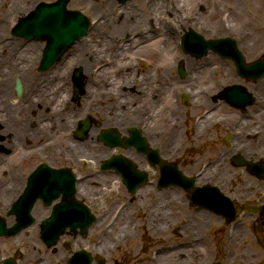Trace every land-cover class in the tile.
Returning <instances> with one entry per match:
<instances>
[{
  "label": "flooded vegetation",
  "instance_id": "af4514ba",
  "mask_svg": "<svg viewBox=\"0 0 264 264\" xmlns=\"http://www.w3.org/2000/svg\"><path fill=\"white\" fill-rule=\"evenodd\" d=\"M141 1L142 0H0V64L2 67L5 65H10L12 67L26 66L29 71L35 65L36 58L38 60L40 57L42 41L40 39H26L25 37H21L16 34L14 28L19 23V21L40 19L42 17L41 12L43 8L56 7L59 3H62L64 5V7H62L64 15H68L72 11L82 12L91 22V25L88 29L89 33L91 28H93L100 19L102 21L105 16L108 15L109 17L115 16V20L117 22L119 18H122V15L124 16V11H128L130 13L128 18L129 20H132L134 15H140L143 19L144 3H141ZM150 1L151 0H149V3ZM197 5V10L200 14L207 15L210 13V11H213L212 13H215L216 17L221 20H226L229 15L234 14L233 10H237V13L247 21L244 27L249 30L248 35L243 34L236 37L231 32L227 33L226 35L234 39L241 56L236 57L235 55H230V57L226 58L227 60L221 59L226 60L225 64L229 68L227 75L228 83H226L224 86H221L220 84L222 81L220 80L221 82L217 84L218 89L216 88L215 92L213 93V102L210 106L211 109L199 113L195 117L194 124H192L191 128L190 124H187L183 132L184 136H180L181 140L179 141L178 145L175 148L168 147L165 150V153L162 150V147L164 146H161L158 143V136H156L154 139V135H147L144 133V129L146 127L145 122H142L143 124L141 125H139L141 123L139 122L138 124L136 123V125L129 126L124 125L125 123L121 124L119 122L116 127H111L117 130L122 143H128L129 140H133L132 145L129 147H123L120 145L116 146L119 151L114 152V157H117L125 164H133V183L137 180L138 171H140L142 176L145 178L144 183L138 185L132 191L128 190L123 185V190L125 193L129 195L132 194L135 197H137V195L140 193L145 194L147 192L149 194V192L154 188L152 185L153 180H151V174L149 173L151 167L158 171L156 172L155 190H157V192L164 190V187H160L159 167L154 163V157L149 154L150 150L154 149L157 150L159 158L176 166L178 171L183 176L188 177V179L191 180L189 183L185 184V187L182 185L178 186L177 190L179 194L177 195V200H165V204H171V201H177V204L180 205L179 207L183 208H178L177 211L179 213L178 215L180 222L183 221L186 223L182 226H175L171 228V234H180V236L182 235L180 231L183 227L186 228L185 226H189L188 229H190L193 228V224L200 226L198 218L194 216L196 215V212L204 210L201 212L207 214L208 217L213 214L205 207L199 206L197 203L211 202V192L209 190H204L203 196H200V198H196L195 195L197 192L196 188L198 189L203 186L215 185L214 181L216 180L209 175L206 180L201 181V177L204 175L203 173L205 169L212 166L214 161H211V159L207 160V152L210 150L207 145L200 144L195 140V134H205L212 126L211 125L204 131H201L195 127V125L200 122L202 115L208 114L210 111H215L216 117L212 124L216 123L217 121L222 125V127H225L227 131L226 135L228 137V147H231L229 142L231 143V139L234 136V131L239 132L238 136L242 135L243 141H250L248 136L250 134H244V131L242 130H245L249 127L244 128L241 124V122L246 121L250 125L251 122L248 120V117L250 116L255 118L260 113L258 119L260 120V124H257V122L254 123L258 128H255L254 131H259L260 133V127L262 128V131L264 130V104L261 103L262 98H264V87H260V84L264 82V74L255 77L262 72V67H264V0H206L205 4L200 2ZM107 6L109 7L107 8ZM117 8H120L118 12ZM131 14H133V16ZM89 17H92L93 20L89 19ZM106 28L107 27L99 29L98 31H100L102 35H106L110 30L109 27L108 29ZM152 30L153 28L151 29L150 27L148 30H141V33H131L130 31H127L126 34H124V39L128 40L140 37L137 39L138 43L146 44V39H148L147 37L149 35L152 36ZM240 42L243 47L239 46ZM131 47L133 49V44H131ZM24 53H27L28 56L23 57L22 55ZM23 58H27V60H23ZM219 59H216L217 63L220 61ZM131 61L132 60H130V64L132 63ZM250 66H254L256 69L250 71L245 69L246 67ZM19 73L22 74L23 78H27L25 76L28 75V71H21ZM217 75L220 76L221 73L219 72ZM17 76H19L18 73ZM8 78L9 77L5 79L2 78L3 85L7 83L6 81H8ZM19 78L23 84V78ZM33 78V81H35L38 79V76H34ZM223 89H226V98L224 99L220 95ZM5 96H10L9 89L5 88ZM249 100L252 101L251 104L247 103ZM6 135H8V133L6 132L5 123L1 118L0 154H5L4 152L7 151L6 147L3 145ZM253 135L254 134H252V136ZM209 137L212 139L213 134L209 133ZM261 138L262 140H260V138L259 140L264 142V132ZM220 139H222L221 141L223 142V138ZM98 140L104 145V148L110 149V147L101 141L100 137H98ZM215 140L212 139V145L214 143L213 141ZM155 145L160 146L159 151L157 148L153 147ZM111 154L112 153H110L108 156H111ZM108 156L99 162V170H101L100 172L102 173L108 172L114 175V180L120 181L122 178L121 173H117V171L111 168L105 169L102 167L103 162L108 158ZM230 157L231 156L227 155V152H224V154L223 152L219 153L220 160L223 158L229 159ZM201 160L206 161L202 162L200 164V166H202L200 167L199 162ZM0 162L3 161L1 160ZM140 164H143L144 167ZM119 170H121V168ZM19 175L21 176V173ZM22 176L23 179L26 180L29 174H24ZM108 191L112 192L110 189H108ZM163 192H167L168 196L170 197L172 196L170 188H166ZM2 194L3 193H1L0 189V196H2ZM102 196L105 195L101 194V190L99 189L92 190L90 193L86 192L82 195H78L76 193L75 195L76 199L80 203L85 204L89 208L91 214L94 216V221L84 233H80L79 231L75 233L70 229L68 221L70 216L67 212L58 214L56 216V219L52 221L53 224H50L52 227L50 232L43 230V221L53 212L55 207L54 205L58 202V200H55L50 206H45L41 202H37L31 208L30 220L26 214H19L13 211L15 208V206H13V201L15 198L10 202L9 199L0 197V264H87L86 257L90 258L89 264H102L103 262L99 263L98 260L101 254H98L94 251V246L99 241L97 239V232L104 230V226L111 228L117 222L124 224V221H117L114 225L112 224L123 206L127 208L125 219H127L130 211V206L123 205L116 212V210H113L115 204L108 206L107 209H101ZM130 201L127 200V202L130 204L134 203L133 197L130 198ZM155 204L156 206H161L163 203L160 200V202H156ZM183 206L189 209L192 208V212L189 209H184ZM153 209L154 208H150V210H152L151 212H153ZM45 210H47V212H45ZM95 210L96 213L94 212ZM164 210L162 212H164ZM110 211L114 212L113 216ZM106 212L107 214L111 213L112 216H108V220H105L107 215L105 216L104 214H106ZM192 213L195 214L192 215ZM149 217H152V215ZM130 220L131 218H129L127 222L129 223ZM156 220L158 224L161 225L162 229H164L166 225L169 224L167 218L166 220L163 218L162 221L161 215L159 214L156 216ZM58 225L66 226L65 230L59 235L57 229ZM134 226L135 223L133 222V227ZM145 227L147 231L150 229L147 228V226ZM135 229L136 227L130 231V246L126 247L125 250L121 251L119 255L114 257L115 264H165V246H163L162 252L160 250L156 252V255L162 256L159 263L156 261V259H154V255L151 257L149 252L151 251L150 249L152 248V245H150V248L145 244L140 247L137 246V248L135 244L133 246L131 245L133 237H137ZM194 233V230H191L188 235L190 237L193 236L192 242H197V239L194 238ZM93 237H95V242L91 247ZM129 238L124 237V239ZM184 243L185 242H181L180 244H175V246L180 248ZM225 245L226 244L224 243L223 249ZM187 246V249L189 248L190 250L183 248L185 252H179L177 261H194V259L197 257L198 250L196 249V245L187 243ZM81 251H84V253L78 254L76 260H74L75 253ZM187 254L189 255V259L187 258Z\"/></svg>",
  "mask_w": 264,
  "mask_h": 264
},
{
  "label": "bare ground",
  "instance_id": "6f19581e",
  "mask_svg": "<svg viewBox=\"0 0 264 264\" xmlns=\"http://www.w3.org/2000/svg\"><path fill=\"white\" fill-rule=\"evenodd\" d=\"M151 1L150 3L149 0L141 1V3H144L143 19L140 15L133 16V14H131L133 19L129 20L128 18L130 13L128 11H124V16L122 15V18H119L117 22L115 20V16H105V18L103 17L104 19L102 18V21L100 19L93 27L94 31H91L95 33L96 37L104 36L98 30L109 27L110 30L107 34L111 35L116 32V38H120L124 37V34H126L127 31H130L131 33H141V30H148L151 27V29L153 28L152 36L149 35L147 37L148 39H146V44L138 43L137 39L140 37L128 40L122 39V41L120 39L109 41L107 40V37H102L101 40H98L95 37V40L92 43H96L95 41L101 42V46L99 48L100 50H94L90 47L85 49L84 44H86L87 39H84L82 40L83 46H80V50L78 51L75 49V42V44L62 54L61 58L55 63L53 67L54 69L48 70L44 74L46 79H43V75L36 79L39 81L38 85L36 86V83H34L33 88L31 89L32 91L30 90L22 100V102L27 103L28 106H17L14 107V109H6L7 116H5V128L7 127L6 132L8 135H6L3 142V145L7 150L4 153H9V156L12 155V157H32L36 155L38 151L43 149H52L50 153L53 154V152L57 150L56 147L60 145L59 150H66V152L70 154L71 158H75V156H77L76 154H80V158L86 157L87 159H95L100 155L97 158V160H99L107 157L111 153V150L100 147L93 140V137L96 136L101 129L113 126L116 127L119 122L121 124L125 123L124 125L127 126L136 125V123L138 124L139 122H145L146 127L144 129V133L147 135H154V139L158 133V136L161 138L163 131L160 130L156 123L163 121L164 117L167 119L170 129L168 127L166 128L165 132L167 133V138L163 144L164 147H162V150L165 153V150L168 147L175 148L178 145L181 138L176 128L179 124H174L175 122H173V118L164 114V111L167 110L169 114H172V117L174 116L173 114L177 113V107L172 100L174 92L172 91L170 96L168 93L171 89H178L180 92H186L189 99H192V103L194 105L201 103L204 104L206 102L211 106L212 103L209 100V96L212 95L217 88L216 81L211 79V75H213L212 70L215 68L217 69V73H221L219 76V79L222 81L220 85L224 86L228 83L227 75L229 68L226 66L225 61H219L216 66H213V61L216 59L209 53L198 63H194V70L191 72L192 79L188 82L193 85L185 83L189 90H187V88H183L179 83V85H177V83L173 82L169 76V72H171L169 59L179 56L173 35L175 33L179 34L180 32H176L175 28H179V31L182 32L188 30L189 28L196 27V29L201 31L203 35H206L208 38L217 36L215 35L216 33H220V36H226L227 34L225 33L229 32L238 37L243 34L248 35L249 30L244 27L247 21L237 13V10H233L234 14L229 15L226 20L217 18L215 13H212L213 11H210V13L205 16L199 14L200 17L198 19L196 14L188 11V7H186L184 0ZM173 3L177 4L176 8L171 7V4L173 5ZM108 7L109 6H107V8ZM117 9L118 12L120 8ZM169 12H172L170 19L166 17V14ZM188 19L191 20L188 21ZM213 19H215V22H212ZM168 25L170 26L166 27ZM167 28H170V32ZM88 35L89 33L86 37H89ZM113 44H115L117 48L107 51ZM131 44H133V49ZM239 46L243 47L241 42L239 43ZM71 49H73L72 52H70ZM105 51L109 52L110 56H108L107 53H102ZM148 51L156 58V61L152 63V66L148 70L141 72L136 69L135 75H132V72L129 73L130 68L133 67L131 64L129 66L130 59L132 58L137 60L142 54L148 53ZM26 54L27 53H24L22 56L26 57ZM85 54L92 55L91 60L94 61L92 65L84 57ZM65 55L72 56L73 59L71 61L77 60L78 62H71L69 66L61 69V66L65 63V61L61 63V60ZM23 60H27V58H23ZM105 61L107 62L106 64ZM192 63L193 62L190 61L189 64L188 61L190 69ZM78 65L83 68H85V66L89 68H98V71L93 74V79L90 80L92 87L89 86L87 89L88 80L85 83V89L88 91H84L82 99L86 101H83L86 108H82L79 113H77L79 109L76 106H73L68 98L70 91L68 76L71 69ZM21 71L29 70L26 66L12 67L10 65H5L2 67L0 64V104H4L3 99L6 88V86L2 84V80ZM47 81L50 82L49 86L46 85ZM260 87H264V82L260 84ZM100 102H104L106 105L105 111L107 112V115L104 117L105 119L100 122L99 127L92 128L89 131L90 137H88V139L83 143V147L80 143L74 144V141L70 138V134L76 121L86 114H90L95 117L94 111L89 108L90 105H96ZM261 103L264 104V98H262ZM19 104L20 103H18V105ZM146 106H151L154 109V113L151 117V123L150 120L148 121V118H146L149 113V109L146 108ZM34 110L36 112L32 118V113L30 112H34ZM45 111H47L49 115L44 114ZM259 116L260 113L255 118L252 116L248 117V120H250V122H257V124H260V120H258ZM215 117V111H210L208 114L202 115L200 122L196 124L195 127L204 131L212 125ZM1 118L2 117L0 115V119ZM241 124L244 128L249 127V123L246 121L241 122ZM242 130L244 131V134H248L250 131L249 128ZM13 133L14 135L12 136V139L11 134ZM48 134H50V136H48ZM238 134V131H234V136L231 139L232 147L228 150L227 155L230 156L238 153L248 160H264V147L262 145L264 142L260 141L262 140L261 137L263 134L259 136L260 140L256 143H253L251 141L252 139H250V143L246 140L243 141L242 135L238 136ZM22 138H25V141L28 144L24 148L23 146L18 147L22 145ZM15 143L17 145L16 148ZM2 155L3 154H0V160L3 158ZM45 157L51 159V155H46ZM224 160V158L222 160H214V165L212 164V166L205 169L203 173L204 175L201 177V181L206 180V178L210 175L212 178H215L218 183L225 184L226 181L223 179L225 173H222L221 170V165L224 164ZM90 174L92 175L83 179L80 183H78L77 180L76 188L78 195H82L86 192L90 193V191L97 189L101 190V194L105 195L108 189L113 187L112 182L115 181L114 175L108 172L102 173L100 171H94ZM4 179H7V177L2 176L0 172V183H2ZM8 182H4L6 187H9ZM11 188L12 189L10 191H14V189L17 190L13 194L14 199L20 191V187L14 184ZM4 190L6 193L9 192L7 188ZM1 193L3 192L1 191ZM126 210L127 208L123 206L112 223L114 225L117 221H124V224H121L122 230H124L127 226L130 228L129 223L127 222L128 219H125ZM45 212H47V210H45ZM104 215L106 216L107 212ZM105 232V230L97 232V239L99 241L94 246V251L98 254H102V246L106 247L116 245L115 241H112L109 237L105 236ZM123 235L124 237L129 238L130 230L123 232ZM238 235H240L239 227H235L229 238L231 241L234 239L233 243H235V239L238 238ZM161 257L162 256L160 255H155L154 259H156L157 262H160Z\"/></svg>",
  "mask_w": 264,
  "mask_h": 264
},
{
  "label": "rangeland",
  "instance_id": "374dc122",
  "mask_svg": "<svg viewBox=\"0 0 264 264\" xmlns=\"http://www.w3.org/2000/svg\"><path fill=\"white\" fill-rule=\"evenodd\" d=\"M184 1L186 3L185 4L186 7H188V11L196 14L199 19L200 13L197 10V6H198L197 4L200 2L202 4H205L206 0H193V1L184 0ZM171 7L176 8L177 4L173 3V5L171 4ZM170 15H172V12L167 13L166 17L170 19ZM201 15L203 16L204 14H201ZM89 19H92V17H89ZM189 20L191 19H188V21ZM214 20L215 19H213L212 22H215ZM169 26L170 25L166 27H169ZM192 28H195V31L203 35V33L199 31L198 29H196V27H192ZM93 29L94 28H91V31ZM106 29H108V27ZM167 30H169L170 32V28H167ZM175 30L176 32H180L179 34L175 33L173 35L174 37L172 36L174 38V41L176 42L175 45L178 50L179 56L169 59V67L171 68V72H169V76L173 82L177 83V85L180 84L183 88H187V90H189V88L186 86L185 83H188L189 80L192 79L191 72L194 70L193 68L194 63H198L200 60L203 59V57H205L209 53L213 55L215 59L220 58L219 59L220 61H226L227 59L219 56L216 52L210 49L207 51V53L204 56H201V57H196L192 54L185 52L181 44V40H182L181 38L183 37L185 31L181 32L179 31V28H175ZM91 31L89 32V35H88L89 37L85 36L86 38L83 37L76 42L75 49L79 51L80 46L81 47L83 46L82 40L87 39L86 44H84L85 49L90 47L94 50H100L99 48L101 46V42L95 41L96 43H92L94 42L96 36H95V33ZM115 33L111 35L106 34L104 36H99L96 38L98 40H101L102 37H107L108 38L107 40L109 41L110 40L113 41L115 39L125 40L124 37L116 38L117 35ZM219 34L220 33H216L215 35L217 36L215 37L208 38L206 35H203V37L205 39H214L217 37L224 36V35L220 36ZM43 47H44V42L42 41V50H43ZM115 48H117V46L113 44L112 47L107 51L114 50ZM42 50L40 52L39 59L37 60L36 58L35 65L30 69L31 72L28 71V75L25 76L27 78H23L22 74L18 73L19 77H21V79L23 78L22 79L23 93L21 96H16L13 90V80H14V77L17 76V73L10 75V77L8 78V81H6L7 83L4 84L6 86V89H9L10 91V96L8 97L4 96V99H3L4 104L3 103L0 104V115L3 121L5 122V124H6L5 116H7V111H6L7 108L9 110L12 108L14 109V107H17V106L19 107L25 106V105L28 106L27 103L22 102V100L23 98H25L27 93L33 88L34 83H36L35 84L36 86L38 85L39 81L38 80L33 81L34 79L33 77L34 76L40 77L41 75H43V79H46L44 77V74L48 70L54 69L53 67L55 63L52 66L46 67L45 69L39 68L40 63H41ZM72 50L73 49H71L70 52H72ZM107 51L102 52V53L103 54L107 53L108 56H110V53ZM27 56L28 54H26V57ZM84 57L86 58L87 61L91 63V65L94 63V61L91 60L92 55L85 54ZM72 59H73L72 56L65 55L61 60V63L65 61V63H63V65L61 66V69L69 66L71 62L72 63L78 62L77 60L71 61ZM221 59H226V60H221ZM130 60H132L131 66L133 65V67L132 68L129 67L130 68L129 73L132 72L131 74L135 75L136 69H138L140 72L148 70L152 66V63L156 61V58L154 55H152L151 52L149 53L148 51V53L142 54L140 58H138L137 60L132 59V58ZM181 60L184 62V70H185L184 75H180L178 71V64H179V61ZM188 61H189V64H190V61L193 62L191 65V69H190V65H188ZM186 63H187V66H186ZM216 63L217 61L214 60L213 66H216L217 65ZM105 64H106V61H105ZM100 65H104V64H100ZM129 66H130V61H129ZM78 68L81 69V72L84 76V81L86 82L88 80L87 89L89 88V86H91L90 80L93 79L92 78L93 74H95L98 71L97 67L89 68L85 66V68H83L80 65L74 66L71 69L69 76H68V79L70 82V91H69L68 98H69V101L73 104V106H76L79 109L77 113H79L82 108H86V105H84V102L86 101L82 99V95L84 94H81V95L79 94L77 95V97L74 94L75 83L72 77H73L75 69H78ZM212 72H213V75H211V79L213 81H216L217 84H219L221 81L219 79V76L217 75L218 74L217 69L214 68ZM49 84L50 82L47 81L46 85L49 86ZM189 85H193V84H189ZM87 89H85V91H88ZM172 91L174 92L172 95V100L177 107L176 109L177 113L173 114L174 116L172 117V114H169L167 110V111H164V114L168 117L170 116L171 118H173L172 120L173 122H175L174 124L176 125L179 124L176 130L179 136H184L183 132L185 130V126H187V124H190V128H191L192 124H194L195 117L199 113H202L205 110L211 109V107L206 102L204 104L201 103L198 105H194L192 103V99L191 100L189 99L188 94L184 91L180 92L178 89L176 90L171 89L170 92L168 93L169 96L172 94ZM184 94L187 97V100H188L187 102H183L182 100V97ZM212 98H213V94L209 96L211 103L213 102ZM18 103L20 104L18 105ZM105 108H106V105L104 102L97 103L96 105L92 104L90 105L89 109L94 111L95 117L90 114H86L79 120L85 119L87 118V116H90L92 120L91 122L92 128H95V127L97 128L100 122L103 121L105 119L104 117L107 115ZM146 108L149 109V113L147 114L146 118H148V121L150 120V123H151L152 121L151 117H152V114L154 113V109L151 106H146ZM35 112H36L35 110L34 112L32 111L30 112L32 113V118L34 117ZM44 114L49 115L47 111H45ZM79 120L76 121L75 126L70 134V138L72 141H74V144L80 143L81 146L83 147V143L88 139V137H90V132L83 139H77L74 136V132L77 130V124ZM167 122H168L167 119H165L164 117L163 121H159V123H156L159 126L160 130L163 131V135L161 136V138L160 136H158V133L156 134V136L159 137L160 141L158 140V143L161 146L165 143V140L167 138V133L165 132L166 128L168 127L170 129V126L168 125ZM141 124L143 123L141 122L139 125ZM30 126L33 127L32 125ZM256 126L257 125H255L253 122H251V124L249 125L250 135L248 136H249V139H252L251 141L253 143H256L257 141H259V136L263 134L264 132V130L262 131V128L259 126L260 133L252 136V134L254 133L253 129L255 128L258 129ZM209 133L213 134L212 139L214 140L216 139L215 141H213L214 142L213 145H212V139L209 137ZM226 133L227 131L225 127H222V125L216 121V123L212 124L211 128L208 129L205 134H199V133H197V135L195 134V137H196L195 140L198 141L200 144L207 145V147L210 149L207 152L208 154L207 160L211 159V161H213V160L219 159L218 158L219 153L223 152L224 154V152L225 153L228 152L227 150L228 145L224 144L221 141L222 139H220L226 136ZM13 135L14 133L11 134V137ZM48 136H50V134H48ZM97 136L98 135L93 137L94 142L98 144L100 147H103L104 145L102 143H99L100 141L98 140ZM21 143L22 145L18 147L23 146L24 148L26 145H28L25 141V138L21 139ZM262 145L264 147V144ZM16 147L17 145L15 143V148ZM153 147L157 148L158 151L160 149L159 148L160 146L158 145H155ZM59 148H60V145L56 147L57 150H55L53 154L50 153L52 149H43V150L38 151V153L32 157L25 156V155H24L25 157H21V156L12 157V155L9 156V153L3 154L2 155L3 158L1 159L3 162H0V172L2 173L1 175L6 176L7 179H4L3 182L0 183V189L4 193L2 194V197L5 199L6 198L10 199L9 201L13 200V194L17 190L14 189V191H10L12 189L11 187H13L14 184L18 185L19 187L25 185L26 181L23 179L22 175L32 172L34 168H36V166L41 163H45L47 165L53 166L54 168H61V167L70 168L73 174L78 178V183L82 182L83 179L91 176L92 175L90 174L91 172L101 171L99 170V162L101 159L97 160V158L100 155L95 159H91V158L87 159L86 157L80 158L79 157L80 154L79 155L76 154L78 157L75 156V158H71L70 154H68L66 150L64 149L59 150ZM118 151L119 150L117 149V147L112 148V153L118 152ZM46 155H51V159L46 158L45 157ZM204 161L206 160H201L199 162V166ZM213 165H214V162H213ZM221 170H222V173H225L223 179L226 182L225 184H220L215 180L214 184L217 185L219 187L218 189L221 190L224 194L229 195L232 197V199H234L235 201L234 204L238 208L235 218L231 221H228V220H225V218L215 213H213L211 216L208 217L207 214H204L203 212H201L204 210H201V211L196 212V215H194L195 213H192V215L198 218L200 222V226L193 224V228H190V229H188L189 226H185L186 228L183 227L182 230L180 231L182 234L181 236L180 234L179 235L171 234L172 227L182 226L186 223L183 221L180 222V218L178 215L179 213L177 211V209L180 208L179 207L180 205L177 204V201L176 202L171 201L172 202L171 204L170 203L165 204V200H170V199L177 200L178 199V196H177L179 194L177 190L178 186L169 185L168 187H164V190L166 188L167 189L170 188L172 192L171 197L168 196L167 192H163L164 190L161 192H157V190H155V186H156L155 180H156V172L158 171L154 169L153 167H151V170L149 173L151 174L150 177H151V180H153L152 185L154 186V188L152 191L149 192V194L147 192L145 194L140 193L139 195H137V197H135L132 194L129 195L124 192L123 190L124 187L121 184H119V181L118 182L113 181L112 182L113 187H111V189H114L116 191H113V192L107 191V193H105V196L101 197V206H102L101 209L103 210L107 209L108 206L115 204L113 210L114 211L116 210L117 212V210L120 209V207H122L123 205L130 206L129 207L130 211L127 217V219L131 218V220L129 221L130 228H128L127 226L124 230H122L120 222H117L111 228L104 226L105 228L104 230L106 231L105 236L109 237L110 240L115 241L116 245L115 246L111 245V246H106V247L102 246L101 256L104 258L102 264H115L114 257L119 255V253L125 250L126 247H129L131 243L130 238L124 239L123 232L128 231V230L131 231L134 227H136L135 233L137 234V237H133L131 245L133 246L135 244L136 248L137 246L140 247L143 244L148 245L149 248H150V245H152V248L150 249L151 251H149L151 254V257L153 255L155 256L158 250L162 252V248L163 246H165V264H211L215 260V258L221 261L222 264H264V213L262 216L258 215V212L262 204H264V179H258L254 177L253 175H251L247 171V168L245 166L233 165L231 162V157L229 159L227 158L224 160V164L221 165ZM20 173H21V176L19 175ZM17 177H20L23 180L18 179ZM4 182L5 183L8 182L9 187H6L4 185L5 184ZM86 182L85 184L87 185ZM5 188L8 189L9 191L8 193L5 192L4 190ZM131 196L134 199V203L130 204L129 202H127V200L130 201V198H132ZM160 200L163 204H161V206L159 205L156 206L155 203L160 202ZM183 207L184 209L186 208L185 206ZM150 208H154L153 212H151L152 210H150ZM180 209H183V208L181 207ZM188 209L189 208H186V210ZM163 210L164 212H162ZM189 210H191L192 212L193 209L191 208ZM94 212L96 213V210ZM110 212L112 213V216H113L114 212L113 211H110ZM111 213L107 214V217L105 218V220H108L107 219L108 216L112 217ZM158 214L161 215L162 221H163V218L165 220L167 218L169 222V224H167L164 229H162L161 225H159L156 220V216ZM150 215H152V217H149ZM133 222L135 223L134 227H133ZM145 226H147V228H150L148 230L149 232L145 229L146 228ZM235 227H239L240 235H238V238L235 239V243H233L234 239L233 241H231L229 236L231 233H233ZM191 230H194L195 233L193 235L195 236L194 238L197 239V242H192L193 236L190 237L188 235V233ZM94 239L95 237L92 238L91 247L94 245V242H95ZM181 242H185L183 246H181L180 248H178V246H175V244H180ZM187 243H192L196 245V249L198 250L197 257L194 259V261H191V260L177 261V256L179 252L180 251L185 252L183 248H186V250H190L189 248L187 249L188 247ZM224 243L226 245L223 249ZM187 258L189 259L188 254H187Z\"/></svg>",
  "mask_w": 264,
  "mask_h": 264
},
{
  "label": "water",
  "instance_id": "95a60500",
  "mask_svg": "<svg viewBox=\"0 0 264 264\" xmlns=\"http://www.w3.org/2000/svg\"><path fill=\"white\" fill-rule=\"evenodd\" d=\"M64 5L59 3L56 7L43 8V17L39 20H31L29 26L32 29L31 31L26 30L28 27L22 25L20 29L21 35L26 37L34 36L36 32L37 36L42 40H46V46L43 50V58L41 61V69L53 64L57 59L60 58L62 53L71 46L76 40L83 37L87 31L88 22L84 16L79 12H74L70 14L67 18L63 14L62 7ZM36 24V29L34 26ZM25 27V28H24ZM183 44L187 51L197 54L198 56L203 55L207 48L216 49L219 46H225L228 44V40H204L199 34L189 31L183 38ZM221 52H224L226 55L225 47ZM180 73L183 74L182 63L179 64ZM75 80L77 82V88L75 93H81L83 85L82 76L80 70L75 72ZM16 91L18 94L21 92L20 82H16ZM88 128L87 124H84L83 131L85 132ZM81 132V133H82ZM83 136V134H81ZM245 163V162H240ZM249 170L252 173L264 177V163H247ZM167 168L165 167V176ZM48 174V176L46 175ZM50 175L52 177H50ZM217 190L216 188H214ZM75 191V179L67 169H57L54 170L51 167L41 164L29 177L27 182V187L20 197V202L25 201V203H33L37 197H41L46 204H49L54 198L59 196L62 193L63 198L70 199L73 196ZM218 200L214 206V211L217 213H224L228 218H233L235 210L233 209L228 198L224 197L217 190ZM68 213H73L74 225L72 229H76V208L74 206H69L66 208ZM83 211L82 208H80ZM47 222L51 221V218L46 220ZM85 225H81V229L85 230ZM65 226L60 227V231Z\"/></svg>",
  "mask_w": 264,
  "mask_h": 264
}]
</instances>
